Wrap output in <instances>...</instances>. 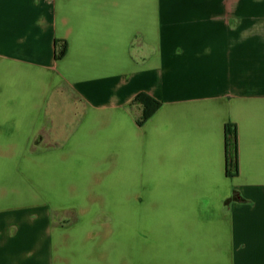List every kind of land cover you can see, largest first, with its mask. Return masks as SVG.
<instances>
[{"label":"crops","instance_id":"1","mask_svg":"<svg viewBox=\"0 0 264 264\" xmlns=\"http://www.w3.org/2000/svg\"><path fill=\"white\" fill-rule=\"evenodd\" d=\"M0 264H264V0H0Z\"/></svg>","mask_w":264,"mask_h":264},{"label":"trees","instance_id":"2","mask_svg":"<svg viewBox=\"0 0 264 264\" xmlns=\"http://www.w3.org/2000/svg\"><path fill=\"white\" fill-rule=\"evenodd\" d=\"M134 102L140 103L141 105V114H140V121L146 119L158 106V102L143 95L137 94L133 98ZM227 144H228V154L234 163V155H235V130L232 127L231 129L227 128Z\"/></svg>","mask_w":264,"mask_h":264}]
</instances>
